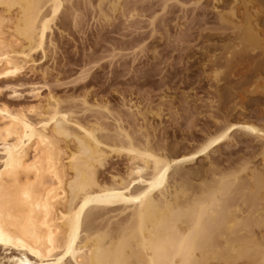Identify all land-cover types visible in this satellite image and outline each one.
I'll list each match as a JSON object with an SVG mask.
<instances>
[{"label":"bare ground","instance_id":"6f19581e","mask_svg":"<svg viewBox=\"0 0 264 264\" xmlns=\"http://www.w3.org/2000/svg\"><path fill=\"white\" fill-rule=\"evenodd\" d=\"M116 1L110 2L113 10ZM212 1L196 0L194 6L209 7ZM218 2L230 8L233 19L235 9L242 8L245 24L242 29L232 24L241 29L235 33L242 47L237 49L233 38L228 41L239 57L217 56L212 66L222 67L226 60L229 83L237 77L244 85H259L264 77V0ZM67 3L0 0V251L6 253L0 264H264V171L252 170L246 179L239 172L213 173L209 185L197 187L191 178L206 171L186 170L235 132L260 139L264 146V129L228 123L195 153L169 159L164 142L154 144L147 126L139 127L145 129L139 140L120 120L109 134L100 121L85 124L78 118V107H64L51 94L43 99L35 88L31 94L39 105L25 108L17 102L23 97V77L50 56L53 27ZM219 75L213 74L215 101L225 100L228 92L218 93ZM236 96L240 102L233 107L222 102L218 117L209 116L215 126L223 128L230 113L247 114L244 103L251 101ZM112 155L127 161L126 171L102 181Z\"/></svg>","mask_w":264,"mask_h":264},{"label":"rangeland","instance_id":"374dc122","mask_svg":"<svg viewBox=\"0 0 264 264\" xmlns=\"http://www.w3.org/2000/svg\"><path fill=\"white\" fill-rule=\"evenodd\" d=\"M194 1L117 0L116 10H113L111 0H68L53 27L54 47L50 56L41 60L36 71L23 77L19 90L23 97L17 102L25 108L39 105L41 101L31 94L35 88L40 89L43 99L51 94L61 100L64 107H78L74 109L80 113L78 118L85 124L100 121L109 134H114L117 120L138 140L142 133L145 135L143 128L147 126L146 130L150 131L146 133L155 138L154 144L164 142L169 159L195 153L206 139L233 123H251L264 129V93L258 92L264 87H261L264 77L259 85L247 83V86L237 77L231 84L226 80L228 70L223 59L231 57L234 61L240 55L235 32L245 24L240 14L242 8L235 9L237 14L233 19L230 8L223 7L218 0L212 1L209 7L200 5L202 8L194 6ZM257 9L258 6L251 11ZM220 16L223 22L219 21ZM254 22L259 24L258 20ZM232 24L242 27L236 30ZM230 38L234 39L237 49L228 42ZM225 44L227 47L223 48ZM236 50L239 55L235 54ZM256 53L260 57V52ZM217 56L223 58L220 60L224 62V65L221 63L223 68H213ZM216 71L223 80L218 84V93L225 94L228 90L226 99L234 94L232 100L216 98L215 101V82L212 81ZM232 84H235L233 88ZM257 86L260 87L257 89ZM235 93L243 94L244 102L251 101V105L244 103L247 114L240 117L236 112L230 113L223 128L215 126L212 118L218 117L217 106L226 102L233 107L240 102ZM139 127L143 128L139 130ZM233 135L224 146L187 164L186 170L206 171L191 178L194 186L209 185L213 173L220 176L239 172V177L246 179L252 170L264 171L262 141L239 135V132ZM126 162L112 155L100 180L109 182L112 174L125 173ZM244 164L248 170L242 171ZM5 255L0 251V258Z\"/></svg>","mask_w":264,"mask_h":264}]
</instances>
